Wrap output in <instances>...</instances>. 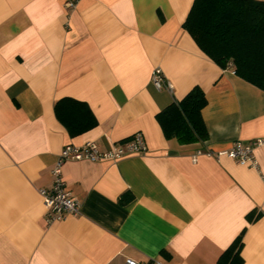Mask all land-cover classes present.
Listing matches in <instances>:
<instances>
[{
    "label": "crops",
    "instance_id": "crops-1",
    "mask_svg": "<svg viewBox=\"0 0 264 264\" xmlns=\"http://www.w3.org/2000/svg\"><path fill=\"white\" fill-rule=\"evenodd\" d=\"M192 3L0 0V264H215L241 233L242 264H264V142L256 167L222 153L264 141V90L198 48L183 27ZM155 67L172 91L154 86ZM195 85L208 138L182 144L156 115ZM63 97L97 124L70 134L54 112ZM137 131L143 153L64 163L79 212L46 223L38 190L62 148L104 151Z\"/></svg>",
    "mask_w": 264,
    "mask_h": 264
},
{
    "label": "trees",
    "instance_id": "trees-1",
    "mask_svg": "<svg viewBox=\"0 0 264 264\" xmlns=\"http://www.w3.org/2000/svg\"><path fill=\"white\" fill-rule=\"evenodd\" d=\"M185 30L198 48L221 68L232 67L242 79L264 90V0H193ZM204 90L195 85L157 115L166 138L188 144L208 138L202 109ZM57 119L70 134H80L97 124L86 102L63 97L54 104ZM242 233L215 264H242Z\"/></svg>",
    "mask_w": 264,
    "mask_h": 264
},
{
    "label": "built area",
    "instance_id": "built-area-1",
    "mask_svg": "<svg viewBox=\"0 0 264 264\" xmlns=\"http://www.w3.org/2000/svg\"><path fill=\"white\" fill-rule=\"evenodd\" d=\"M79 0H63V7L67 11H72L76 8ZM151 80L157 89L164 88L172 91V85L164 78L162 70L159 67L153 68L151 72ZM262 139H255L251 142H242L236 140L232 143L228 151L222 152L234 159L239 164H246L252 167L257 166L253 150L260 145ZM147 146L144 134L137 131L127 138L122 144L108 148L104 151L100 150L95 141H86L82 145H65L58 154L54 162L51 174L52 183L49 187L40 188L39 195L45 207V221L51 223L56 220H62L68 215H75L79 212V203L73 197L72 193L67 188L66 181L63 177V165L68 160H89L97 161L99 159H119L124 154L143 153ZM203 152L198 150L195 154L199 155ZM219 153V154H222ZM211 155V152H207ZM126 264H144L132 258L125 260ZM151 264H167L164 261L155 259Z\"/></svg>",
    "mask_w": 264,
    "mask_h": 264
}]
</instances>
